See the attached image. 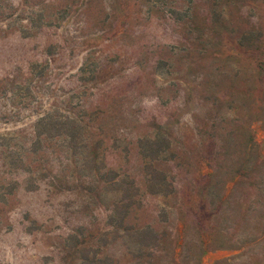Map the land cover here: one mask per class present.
<instances>
[{"label": "rangeland", "instance_id": "rangeland-1", "mask_svg": "<svg viewBox=\"0 0 264 264\" xmlns=\"http://www.w3.org/2000/svg\"><path fill=\"white\" fill-rule=\"evenodd\" d=\"M0 264H264V0H0Z\"/></svg>", "mask_w": 264, "mask_h": 264}, {"label": "trees", "instance_id": "trees-1", "mask_svg": "<svg viewBox=\"0 0 264 264\" xmlns=\"http://www.w3.org/2000/svg\"><path fill=\"white\" fill-rule=\"evenodd\" d=\"M185 220V219H184ZM186 221V220H185Z\"/></svg>", "mask_w": 264, "mask_h": 264}]
</instances>
